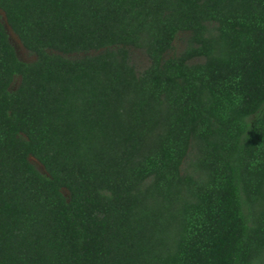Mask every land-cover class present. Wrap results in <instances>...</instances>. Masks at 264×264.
<instances>
[{"label": "trees", "instance_id": "trees-1", "mask_svg": "<svg viewBox=\"0 0 264 264\" xmlns=\"http://www.w3.org/2000/svg\"><path fill=\"white\" fill-rule=\"evenodd\" d=\"M0 12V264H264V0Z\"/></svg>", "mask_w": 264, "mask_h": 264}, {"label": "rangeland", "instance_id": "rangeland-1", "mask_svg": "<svg viewBox=\"0 0 264 264\" xmlns=\"http://www.w3.org/2000/svg\"><path fill=\"white\" fill-rule=\"evenodd\" d=\"M0 18H1V21L3 22V24L5 25L6 31H7L8 36H9L10 43L14 47V49L16 51V54H17V57L23 62H32V61H34L35 57L30 55L23 48V46L21 45V43L19 42L17 37L8 28V26L6 25V22H5V18H4L3 14L1 12H0ZM183 39H184V37H179L177 39V41L174 43L173 55L179 54L181 52V50L183 49ZM130 55H131V60H132L133 64L135 65L136 70L138 72H142L143 70H145L148 67L149 60L141 51L132 50ZM16 84H17V82L15 83V85ZM30 161L36 166V168L41 173H44V170H43L42 166L37 161H35L32 158L30 159Z\"/></svg>", "mask_w": 264, "mask_h": 264}]
</instances>
